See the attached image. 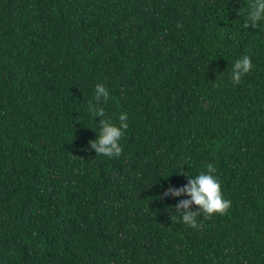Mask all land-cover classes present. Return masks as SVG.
I'll return each instance as SVG.
<instances>
[{"label": "trees", "instance_id": "trees-1", "mask_svg": "<svg viewBox=\"0 0 264 264\" xmlns=\"http://www.w3.org/2000/svg\"><path fill=\"white\" fill-rule=\"evenodd\" d=\"M251 2L0 0V264H264V21L243 27ZM90 103L116 125L127 115L119 157L88 143ZM208 164L232 204L197 230L175 213L189 197L161 195Z\"/></svg>", "mask_w": 264, "mask_h": 264}, {"label": "clouds", "instance_id": "clouds-1", "mask_svg": "<svg viewBox=\"0 0 264 264\" xmlns=\"http://www.w3.org/2000/svg\"><path fill=\"white\" fill-rule=\"evenodd\" d=\"M261 21H264V0H252L247 12V20L243 27L248 29L251 26L252 29H255ZM251 68L252 62L249 56L244 55L237 59L231 71V82L238 85L242 76L247 74ZM94 99L97 102L103 100L106 103L108 101L109 91L103 84L95 86ZM89 110L93 117H100V130L96 134L97 138L88 142L91 148L95 150L96 155L119 157L123 151L119 141L128 128L127 115L124 113L120 114V123L116 125L111 118H106L103 107L90 103ZM215 172L216 168L212 164H208L206 172H201L195 177L187 176L188 182L185 186L179 189L169 187L161 195V199L164 197H189V199L180 200L174 208L175 213L181 216L182 222L193 229L200 230L203 228V224H198L197 222V217L201 214H203L205 219H210L215 214H226L231 207L232 201L224 198L221 183L218 177L214 175ZM193 205L197 206L198 210L193 211ZM171 219L175 221V216L172 215Z\"/></svg>", "mask_w": 264, "mask_h": 264}]
</instances>
